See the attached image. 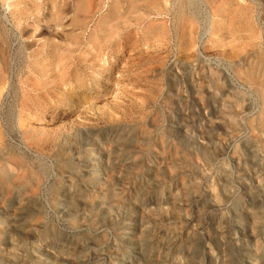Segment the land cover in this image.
<instances>
[{
	"label": "rangeland",
	"instance_id": "rangeland-1",
	"mask_svg": "<svg viewBox=\"0 0 264 264\" xmlns=\"http://www.w3.org/2000/svg\"><path fill=\"white\" fill-rule=\"evenodd\" d=\"M0 40V264H264V0H0Z\"/></svg>",
	"mask_w": 264,
	"mask_h": 264
},
{
	"label": "bare ground",
	"instance_id": "bare-ground-1",
	"mask_svg": "<svg viewBox=\"0 0 264 264\" xmlns=\"http://www.w3.org/2000/svg\"><path fill=\"white\" fill-rule=\"evenodd\" d=\"M84 3V2H83ZM86 3V2H85ZM84 3V4H85ZM83 5V4H82ZM82 5H81V7H82ZM86 5V4H85ZM120 3H119V1H116L115 2V4H114V6H112L111 7V13L110 14H117L118 13V11H120V9H119V7H120ZM80 7V6H79ZM81 7H80V10H82L83 8H86L85 6L81 9ZM242 7V6H241ZM39 9V8H38ZM126 9H128V8H126ZM213 9V8H212ZM244 9H242V11H243ZM53 11V10H52ZM241 11V10H240ZM60 13V12H59ZM242 14L241 15H243V12H241ZM246 13V12H245ZM118 15V14H117ZM195 15V14H194ZM215 15V14H214ZM245 15V14H244ZM247 15V14H246ZM113 16V15H112ZM122 17V16H121ZM37 21V20H36ZM214 23H215V21H214V16H210V19H209V26H210V30H214L215 28H214ZM5 25V24H4ZM172 27V26H171ZM174 28V27H173ZM8 33V32H7ZM159 34H161V30H160V32H159ZM6 38V37H5ZM0 41H2V40H0ZM5 43V42H4ZM7 51V50H6ZM2 56V55H1ZM263 60V59H262ZM6 61V60H5ZM260 62V61H259ZM6 65V64H5ZM257 65V64H256ZM8 66V65H7ZM249 76V75H248ZM262 76V75H261ZM5 81V79H1L0 78V84L2 83V82H4ZM256 84H257V81H256ZM260 89H262V88H260ZM9 91V90H8ZM264 98V97H263ZM262 98V99H263ZM22 107V106H21ZM21 122V121H20ZM45 253V252H44Z\"/></svg>",
	"mask_w": 264,
	"mask_h": 264
}]
</instances>
